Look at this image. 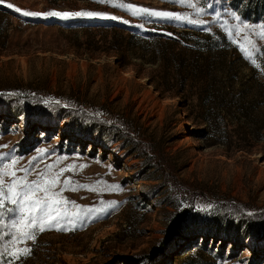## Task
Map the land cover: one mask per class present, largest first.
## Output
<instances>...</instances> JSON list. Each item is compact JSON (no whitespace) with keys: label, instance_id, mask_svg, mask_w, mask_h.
<instances>
[{"label":"rangeland","instance_id":"1","mask_svg":"<svg viewBox=\"0 0 264 264\" xmlns=\"http://www.w3.org/2000/svg\"><path fill=\"white\" fill-rule=\"evenodd\" d=\"M188 2L0 3V172L68 202L0 264H264V0Z\"/></svg>","mask_w":264,"mask_h":264},{"label":"snow or ice","instance_id":"2","mask_svg":"<svg viewBox=\"0 0 264 264\" xmlns=\"http://www.w3.org/2000/svg\"><path fill=\"white\" fill-rule=\"evenodd\" d=\"M3 0H0V3H2ZM178 3H185V0H177ZM8 7H14L13 5H7ZM188 7H194V5L190 2L187 3ZM124 7H131V6H124ZM16 11H21L20 9L16 8ZM140 11H147L145 9H140ZM23 15H35L34 13H29V12H23ZM50 15H64V16H69V15H94L93 13H75V14H70V13H64V14H59V13H50ZM152 15H157V16H164V17H171L175 16L177 19L180 17L177 14H172V13H160V12H154ZM192 23H195V21H189ZM16 160L13 159L12 164L10 165L11 167H14L16 164ZM9 166H5V170L0 172V207L4 205L5 201H9L11 204L15 205L14 208H9L7 211L9 213H15L17 210H19L22 214L27 215L28 212L33 213L29 217V226L30 227H39V230H44L43 224L46 222L51 221L56 213L60 212V207L58 206L59 203H68L67 201H57L56 204H53L51 202L52 198L58 197V193H54L52 190L53 188L59 183V176L62 174L64 170L61 171V173H58L56 177H54L51 181H37L35 183H28L25 179H16L15 173L14 172H8L6 169ZM25 171V177L27 176L28 172L27 169ZM46 174H42V180L43 176ZM11 176L13 178V182L11 184H8L7 187H5V177ZM66 184L68 186H71V180L69 179ZM81 187H88V186H81ZM19 189V191L16 192V195L13 196L12 193L14 190ZM75 190V189H72ZM88 190H94L91 188H88ZM43 191L44 192V199L41 200L40 198H36L31 201L30 203V208H25L24 207V202L28 200L29 196H35L36 193ZM37 209H40V217H37L34 215ZM0 216H3V213L0 212ZM21 219H23V215L21 216ZM37 220H40V224H37ZM15 226V225H14ZM51 227L52 225L49 224ZM59 230V229H58ZM23 238H28V239H34V234L30 231H25L22 233ZM27 251V250H25Z\"/></svg>","mask_w":264,"mask_h":264},{"label":"trees","instance_id":"3","mask_svg":"<svg viewBox=\"0 0 264 264\" xmlns=\"http://www.w3.org/2000/svg\"><path fill=\"white\" fill-rule=\"evenodd\" d=\"M148 38L149 37H157L158 35L157 34H154V33H147V35H146ZM180 53V55H184L185 54V52L184 51H182V52H179ZM179 53L177 54V55H175L174 57H176V56H178L179 55ZM157 89V88H156ZM158 90V89H157ZM171 97L173 98V95H171ZM175 228V227H174ZM173 228V229H174ZM171 238H167V239H165L163 242H162V244H161V246H162V248H165L166 247V245H169L166 241H169ZM168 247H166V249H167ZM148 261H149V264H155V258H152V257H149V259H148ZM144 264V263H143Z\"/></svg>","mask_w":264,"mask_h":264},{"label":"bare ground","instance_id":"4","mask_svg":"<svg viewBox=\"0 0 264 264\" xmlns=\"http://www.w3.org/2000/svg\"><path fill=\"white\" fill-rule=\"evenodd\" d=\"M185 126H187V124H186ZM185 141H186V142H189V141H190V138H189L188 135L185 137ZM254 247H255V244H250V245L248 246L249 249H254Z\"/></svg>","mask_w":264,"mask_h":264}]
</instances>
